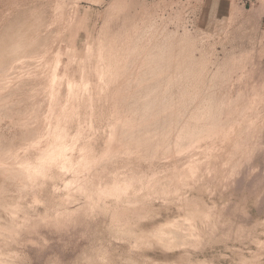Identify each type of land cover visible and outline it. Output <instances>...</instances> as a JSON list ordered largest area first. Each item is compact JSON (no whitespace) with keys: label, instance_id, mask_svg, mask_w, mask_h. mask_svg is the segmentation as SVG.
Returning <instances> with one entry per match:
<instances>
[{"label":"rangeland","instance_id":"rangeland-1","mask_svg":"<svg viewBox=\"0 0 264 264\" xmlns=\"http://www.w3.org/2000/svg\"><path fill=\"white\" fill-rule=\"evenodd\" d=\"M0 71V264H264V0H0Z\"/></svg>","mask_w":264,"mask_h":264},{"label":"bare ground","instance_id":"bare-ground-1","mask_svg":"<svg viewBox=\"0 0 264 264\" xmlns=\"http://www.w3.org/2000/svg\"><path fill=\"white\" fill-rule=\"evenodd\" d=\"M132 11H133V10H132ZM123 29H124V28H123ZM125 32H126V31H125ZM171 34H172V33H171ZM175 35H176V34H175ZM136 39H137V38H136ZM140 39H141V38H140ZM149 39H150V38H149ZM149 39H148V40H149ZM152 39H155V38H152ZM135 41H137V40H135ZM135 41H134V42H135ZM158 41H159V40H158ZM167 41H168V40H167ZM167 41L165 42V40H164V41H162V43H163V42L167 43ZM26 42H27V41H26ZM145 42H146V41H145ZM156 42H157V39H156ZM159 42H161V41H159ZM136 43H137V42H136ZM147 43H148V42H147ZM147 43H146V44H147ZM149 43H150V41H149ZM162 43H161V44H162ZM131 44H132V43H131ZM141 44H142V43H141ZM151 44H152V42H151L149 45H151ZM17 45H18V44H17ZM132 45H133V44H132ZM132 45H130V46H132ZM134 45H135V43H134ZM134 45H133V46H134ZM139 45H140V44H139ZM153 45L155 46L156 43H153ZM153 45H151V46H153ZM162 45H163V44H162ZM167 45H168V44H167ZM154 46H153V47H154ZM157 46H159V44H158ZM138 47H139V46H138ZM146 47H147V46H146ZM164 47H166V46H164ZM169 47H170V46H169ZM11 48H13V47H11ZM128 48H129V47H128ZM132 48H134V47H132ZM139 48H141V46H140ZM142 48H143V45H142ZM147 48H148V47H147ZM147 48H146V49H147ZM157 48H158V47H157ZM157 48H156V49H153V51H154L155 53H156L155 50H157ZM136 49H138V48H136ZM144 49H145V46H144ZM20 50H21V49H20ZM129 50H130V49H129ZM141 50H142V49H141ZM147 50H148V49H147ZM149 50H150V48H149ZM160 50H162V49H160ZM164 50H165V49H164ZM131 51H132V50H131ZM134 51H135V49H134ZM138 51H139V50H138ZM30 52H31V51H30ZM149 52H151V51H148L147 53H149ZM154 52H153V53H154ZM160 52H161V51H160ZM129 53H130V52H129ZM157 53H158V52H157ZM125 56H126V55H125ZM140 56H141V55H140ZM146 56H147V55H146ZM151 56H153L152 53H151L150 57H151ZM155 56H156V55H155ZM158 56H159V54H158ZM153 57H154V56H153ZM146 58H147V57H146ZM148 58H149V56H148ZM140 59H141V58H140ZM151 59H152V58H151ZM147 60H148V59H147ZM153 61H154V60H153ZM246 62H247V61H245V63H246ZM150 63H151V62H150ZM150 63H149V64H150ZM242 63H243V62H242ZM165 64H166V63H165ZM7 65H8V64H5L4 67L6 66L5 68H7V67H8ZM9 65H10V64H9ZM154 65H155V63H154ZM158 65H159V64H158ZM249 65H250V64H249ZM238 66H239V65H238ZM238 66H237V67H238ZM244 67H245V66H244ZM8 68H9V67H8ZM8 68H7V70H8ZM246 68H247V67H246ZM1 69H3L4 74H5L7 70L5 71V69H4L3 67H2ZM9 69H10V68H9ZM159 70H160V69H159ZM241 70H242V69H241ZM244 70H245V68H244ZM3 71H2V74H3ZM147 71H148V70H147ZM152 71H153V70H152ZM242 71H243V70H242ZM0 72H1V71H0ZM145 72H146V70H145ZM247 72H248V71H247ZM146 73H147V72H146ZM150 73H151V72H150ZM157 73H158V72H157ZM167 74H168V73H167ZM179 74H180V73H179ZM179 74H178V75H179ZM230 74H231V72H230ZM237 74H238V73H237ZM5 75H6V74H5ZM228 75H229V74H228ZM242 75H243V74H242ZM145 76H146V75H145ZM160 76H161V75H160ZM231 76H232V74H231ZM0 77H1V76H0ZM147 77H148V76H147ZM164 77H165V76H164ZM145 78H146V77H145ZM145 78H144V79H145ZM149 78H151V77L149 76ZM161 78H162V77H161ZM144 79H143V80H144ZM228 79H229V78H228ZM241 79H242V78H241ZM149 80H150V79H149ZM153 80H155V79H153ZM167 80H168V79H167ZM157 81H158V79H157ZM227 81H228V80H227ZM166 83H167V82H166ZM171 83H172V81H171ZM235 84H236V83H235ZM130 85H131V84H130ZM133 85H134V84H133ZM151 85H152V83H151ZM153 85H154V88H152V86H151V87L149 86V87L152 89V91H153V89H156V87H155L156 84H153ZM159 85H160V84H159ZM159 85H158V86H159ZM239 85H240V84H239ZM126 86H127V85H126ZM126 86L124 85V87L122 86V88H124V90H125V89H127V87H129V85H128L127 87H126ZM144 86H145V85H144ZM144 86H143V87H144ZM147 86H148V85H147ZM244 86H245V85H244ZM228 87H229V86H228ZM236 87H237V86H236ZM238 87H239V86H238ZM262 87H263V86H262ZM65 88H66V86H65ZM129 88H131V86H130ZM144 88H145V87H144ZM144 88H143V90H144ZM157 88H158V87H157ZM159 88H160V87H159ZM164 88H165V87H164ZM167 88H168V87H167ZM169 88H170V87H169ZM206 88H207V87H206ZM232 88H233V87H232ZM140 89H142V86H141ZM140 89H138V90H140ZM151 89H150V90H151ZM182 89H183V88H182ZM210 89H211V88H210ZM230 89H231V88H230ZM233 89H234V88H233ZM238 89H240V88H238ZM19 90H20V89H19ZM138 90H137V91H138ZM145 90H146V88H145ZM245 90H247V88H246ZM257 90H258V89H257ZM134 91L136 92V90H134ZM140 91H142V90H140ZM148 91H149V89H148ZM160 91H161V90H160ZM163 91H164V90H163ZM180 91H181V90H180ZM239 91H240V90H239ZM143 92H144V91H143ZM143 92H141L140 94H142ZM145 92H147V91H145ZM223 92H224V91H223ZM240 92H241V91H240ZM240 92H238V94H239ZM254 92H255V91H254ZM116 93H117V92H116ZM116 93H115V94H116ZM147 93H148V92H147ZM154 93H155V92H154ZM227 93H228V92H227ZM231 93H232V91H231ZM231 93H230V94H231ZM242 93H243V92H242ZM117 94H118V93H117ZM130 94L132 95V92L129 93L128 95H130ZM143 94H144V93H143ZM145 94H146V93H145ZM235 94H236V93H235ZM245 94H246V93H243V96H244ZM65 95H66V94H64V96H65ZM128 95H127V96H128ZM133 95H134V94H133ZM152 95H154V94L152 93ZM219 95H220V94H219ZM226 95H227V94H226ZM231 95H233V94H231ZM239 95L241 96V93H240ZM249 95H250V94H248V97L250 98ZM115 96H116V95H115ZM118 96L121 97L120 93H119V95H117V97H118ZM127 96H126V99H127ZM134 96H135V95H134ZM134 96H133V97H134ZM136 96H137V95H136ZM136 96H135V97H136ZM186 96H187V95H186ZM229 96H230V95H229ZM122 97L124 98V96H122ZM236 97H237V96H236ZM241 97H242V96H241ZM128 98H129V97H128ZM131 98H132V97H130L129 100H130ZM137 98H138V97H137ZM137 98H136V99H137ZM150 98H151V97H150ZM232 98L234 99V97H232ZM232 98H231V99H232ZM238 98H239V97H238ZM245 98L247 99V96H246ZM120 99H121V98H120ZM144 99H145V97H144ZM233 99H232V100H233ZM239 99H240V98H239ZM127 100H128V99H127ZM133 100H134V99L132 98V101H133ZM234 100H235V99H234ZM116 101H118V99H116ZM119 101H120V100H119ZM121 101H122V99H121ZM132 101H131V102H132ZM145 101H146V100H145ZM151 101H152V100H151ZM179 101H180V100H179ZM223 101H224V100H223ZM228 101H229V100H228ZM257 101H258V100H257ZM122 102H123V101H122ZM125 102H126V100H125ZM134 102H135V101H134ZM236 102H237V101H236ZM243 102H246V101H243ZM247 102H248V101H247ZM249 102H250V101H249ZM120 103H121V102H120ZM120 103H118V104H120ZM126 103H127V102H126ZM148 103H149V101H148ZM151 103H152V102H151ZM251 103H252V102H251ZM262 103H263V101H262ZM115 104H116V103H115ZM143 104H144V103H143ZM209 104H210V103H209ZM227 104H229V103H227ZM256 104H257V103H256ZM256 104H255V105H256ZM116 105H117V104H116ZM120 105H122V104H120ZM123 105H124V104H123ZM125 105H126V104H125ZM140 105H141V104H140ZM144 105H145V104H144ZM242 105H243V104H242ZM247 105H249V104L247 103ZM247 105H246V106H247ZM250 105H251V104H250ZM117 106H118V105H117ZM117 106L115 107L116 110H117ZM151 106H152V105H151ZM226 106H227V105H226ZM226 106H225V107H226ZM237 106H238V105H237ZM253 106H254V104H253ZM125 107H126V106H125ZM174 107H175V106H174ZM209 107H210V106H209ZM221 107H222V106H221ZM221 107H220V108H221ZM244 107H245V106H244ZM249 107H250V106H249ZM257 107H258V106H257ZM220 108H219V109H220ZM228 108H229V106H228ZM239 108H240V107H239ZM246 108H247V107H246ZM246 108H245V109H246ZM176 109H177V108H176ZM204 109H205V108H204ZM240 109H242V108H240ZM143 110H144V109H143ZM194 110H195V109H194ZM242 110L244 111V109H242ZM242 110H241V112H242ZM11 111H12V110H11ZM121 111L124 112V111H127V110L122 109ZM172 111H173V110H172ZM210 111H211V110H210ZM216 111H217V110H216ZM246 111H247V110H246ZM252 111H253V110H252ZM16 112H17V111H16ZM57 112H58V111H57ZM127 112H128V111H127ZM203 112H204V111H203ZM223 112H224V111H223ZM238 112H239V111H238ZM130 113H131V112H130ZM177 113H178V112H177ZM183 113H184V112H183ZM210 113H211V112H210ZM131 114H133V113H131ZM194 114H195V113H194ZM231 114H232V113H231ZM233 114H234V113H233ZM209 115H210V114H209ZM214 115H215V114H214ZM221 115H222V113H221ZM243 115H244V113H243ZM211 116H212V114H211ZM231 116H232V115H231ZM203 117H205V116L203 115ZM203 117H202V118H203ZM145 118H146V117H145ZM194 118H195V117H194ZM200 118H201V117H200ZM206 118H207V117H206ZM211 118H212V117H211ZM239 118H240V117H239ZM245 118H246V117H245ZM126 119H127V118H126ZM171 119H172V118H171ZM191 119H192V118H191ZM203 119H204V118H203ZM234 119H235V118H234ZM120 120H121V119L119 118V121H118V122H120ZM128 120H131V118H129ZM151 120H152V119H151ZM174 120H176V119H174ZM195 120H196V119H195ZM195 120H194V121H195ZM199 120H200V119H199ZM116 121H117V120H116ZM135 121H136V120H135ZM137 121H138V120H137ZM196 121H197V120H196ZM254 121H255V120H254ZM124 122H125V121L120 122V123H124ZM128 122H129V121H128ZM132 122H133V121L131 120V122H129V124L132 123ZM174 122H175V121H174ZM183 122H184V121H183ZM201 122H202V121H201ZM221 122H222V121H221ZM237 122H238V121H237ZM140 123H141V122H139L138 125H140ZM171 123H172V121H171ZM187 123H188V122H187ZM191 123H192V124H183L182 127H181V131H180V132L178 131L179 133L176 131L178 134L175 133L174 135H176V136H175L174 138L172 137L174 140H172L171 137H169V138H170L169 141H171L172 144H174V146L176 147L175 149H177V152H178V155H177V156H182V157H183V155L189 154V153H190V152H191V151H192V150L198 145V142H200V140H203V139H202V137H203L202 134H203V133H202L201 135H199V131L204 130L205 126L202 127L201 129H199V127H201L200 124L197 125V124H193V122H191ZM203 123H204V122H203ZM228 123H230V122H228ZM129 124H127V126H128ZM133 124L136 125V123H133ZM133 124H132V125H133ZM145 124H146V123H145ZM91 125H92V124H91ZM120 125H123V124H120ZM130 125H131V124H130ZM138 125H137V126H138ZM143 125H144V124H143ZM143 125H142V127H143ZM147 125H148V124H147ZM219 125H220V124H219ZM124 126H125V123H124ZM179 126H180V125H179ZM225 126H226V123H225ZM225 126H224V128H226ZM229 126H230V125H229ZM91 127H92V126H91ZM119 127H120V126H119ZM121 127H123V126H121ZM121 127H120V128H121ZM140 127H141V125H140ZM147 127H148V126H147ZM160 127H161V126H160ZM210 127H212V126H210ZM221 127H222V126H221ZM254 127H255V126H254ZM116 128H118V127H116V126L114 127L115 130L111 133V135H112V134H115V132H116V130H117ZM133 128H134V127H133ZM135 128H136V127H135ZM135 128H134V129H135ZM151 128H152V127H151ZM167 128H168V127H167ZM217 128H218V126H217ZM217 128H216V129H217ZM222 128H223V127H222ZM229 128H230V127H229ZM229 128H228V131H229ZM244 128H245V127H244ZM246 128H247V127H246ZM118 129H119V128H118ZM121 129H122V128H121ZM124 129H125V128H124ZM126 129H127V127H126ZM126 129H125V130H126ZM136 129H137V128H136ZM141 129H142V128H141ZM144 129H145V127H144ZM177 129H178V128H177ZM211 129H212V128H211ZM232 129H233V127H232ZM125 130H123V132H124ZM129 130H130V129H129ZM164 130H165V129H163V131H164ZM209 130H210V128H209ZM117 131H119V130H117ZM126 131H127V130H126ZM141 131H143V129H142ZM144 131H145V130H144ZM146 131H147V130H146ZM166 131H167V129H166ZM216 131H218V130H216ZM222 131H223V130H222ZM228 131L226 130V134H227ZM231 131H232V130H230V132H231ZM139 132H140V131H139ZM154 132H155V131H154ZM205 132H206V131H205ZM209 132H210V131H209ZM209 132H206V133H209ZM214 132H215V131H214ZM220 132H221V131H220ZM233 132H234V131H233ZM117 133H118V132H117ZM117 133H116V136L118 135ZM121 133H122V132H121ZM141 133H142V132H141ZM141 133H140V134H141ZM148 133H149V132H148ZM150 133H151V132H150ZM163 133H164V132H163ZM165 133H166V132H165ZM211 133H212V132H211ZM217 133H218V132H217ZM223 133H224V132H223ZM38 134H39V133H38ZM119 134H120V133H119ZM134 134L137 135L135 130H134V131H133V130H132V131H128V132L124 135V138H125V139H124L123 141H127V140H131V139H135L136 136H135ZM140 134H138V137L136 138V139L138 140V142H137L138 144H141V141H142V142H143V141L145 142V143L143 142L144 145L146 144L147 141H149V142L151 143V140H149V138H148V140H146L147 138H144V139H145V140H144V139H142V138H143V135L140 137V136H139ZM169 134H170V133H169ZM213 134H214V133H213ZM219 134H220V133H219ZM219 134H218V135H219ZM228 134H229V133H228ZM245 134H246V133H245ZM133 135H134V136H133ZM208 135H209V134H208ZM208 135H207V136H208ZM231 135H232V134H231ZM109 136H110V134H109ZM118 136H119V135H118ZM122 136H123V135H122ZM171 136H172V135H171ZM205 136H206V135H205ZM209 136H210V138H212L211 135H209ZM214 136H215V135H214ZM214 136H213V138H214ZM224 136H225V135H224ZM146 137H148V136L146 135ZM149 137H150V136H149ZM160 137H161V136H160ZM162 137H163V136H162ZM112 138H113V137H112ZM165 138H166V137H165ZM165 138H164L163 141H164V142H167V139H165ZM169 138H168V139H169ZM220 138H221V136H220L219 138H218V136H216V139L219 140ZM232 138H233V136H232ZM0 139H1V138H0ZM113 139H114V138H113ZM120 139H121V138H120ZM122 139H123V138H122ZM152 139H153V140H154V139H158V137H157V138H156V137H155V138L152 137ZM222 139H223V138L220 139V142H221ZM226 139H227V138H226ZM235 139H236V138H235ZM239 139H240V138H238V140H239ZM110 140H111V139H110ZM117 140H118V139H117ZM153 140H152V141H153ZM159 140H160V139H158V141H159ZM208 140H209V139H208ZM230 140H231V139H230ZM118 141H119V140H118ZM131 141H132V140H131ZM135 141H136V140H135ZM155 141H156V140H154V142H155ZM158 141H157V145H160L161 143L159 142L160 144H158ZM203 141H204V140H203ZM210 141H211V139H210ZM224 141H225V137H224ZM241 141H242V140H241ZM109 142H112V143H113V146H114V145L116 146V143H117L116 140H115V141H112V140H111V141H109ZM115 142H116V143H115ZM149 142L146 144V145H147V149H148L146 152L149 151V148H148V147L151 146L152 143H154V142H152V143L148 146ZM204 142H205V141H204ZM207 142H208V141H207ZM211 142H213V141H211ZM227 142H228V141H227ZM233 142H235L234 139H233ZM236 142H237V141H236ZM236 142H235V144H236ZM112 143H109V144L112 145ZM119 143H121V142H118L117 145H118ZM126 143H128V141H127ZM129 143L131 144L132 142L129 141ZM155 143H156V142H155ZM229 143H230V142H229ZM229 143H224V144H227V145H228ZM240 143H241V142H240ZM246 143H247V142H246ZM109 144H108V146H109ZM124 144H125V143H124ZM135 144H136V143H135ZM143 144H142V146H141L142 148H143V146H144ZM207 144H208V143H207ZM210 144H211V143H210ZM215 144H216V143H215ZM224 144H223V145H224ZM127 145H128V144H127ZM127 145H124V146H127ZM136 145H137V144H136ZM136 145H135V146H136ZM202 145H203V144H202ZM213 145H214V144H212V146H213ZM227 145H226V146H227ZM229 145H230V144H229ZM232 145H233V144H232ZM232 145H231V146H232ZM105 146H107V145H105ZM135 146H134V148H135L134 153L136 152V149H137V147H135ZM220 146H221V145H220ZM224 146H225V145H224ZM231 146H230V147H231ZM241 146H242V145H241ZM117 147H118V146H117ZM117 147H116V148H117ZM128 147H129V146H128ZM130 147H133V146L130 145ZM138 147H139V146H138ZM145 147H146V146H145ZM153 147H154V146H153ZM155 147H156V146H155ZM157 147H158V146H157ZM157 147H156V148H157ZM172 147H173V146H172ZM172 147H170V148H172ZM230 147L228 146V148H230ZM233 147H234V146H233ZM233 147H232V148H233ZM105 148H106V147H105ZM109 148L112 149V146H111V147L109 146ZM109 148H108V149H109ZM116 148H115V149H116ZM122 148H124V147H122ZM125 148H126V147H125ZM125 148H124V149H125ZM160 148H161V147H160ZM209 148H210V147H209ZM209 148H207V149H209ZM245 148H246V147L244 146V148L241 149L239 145H236L234 149H232V150H231V149H228L227 152L224 153V154H223L221 151H220L221 153H220V152H219V153H215V152H214V153H211V154L205 155V156H207V157L203 156V158H202V157H198V156L201 155V154L193 153V155H192V157H193V161L190 162V163H189L190 165L188 166V168H187L185 171H182L178 176L181 177V178H185V179H187V178L197 179V178H198V175H199V173H200V171L202 172L201 169H202L203 165H205L206 168L211 172L212 169H211L210 167H212L211 165H212L213 161H216V162L218 163L217 165L214 166V168H213V169H215L214 171L218 170L219 168H221V169H225V168H226V169H225V172H226V171H227V167H228L229 169L231 168V166H232L231 163H232L233 161H235V162L238 161V158H237V157L239 156V158H240V156H241V154H242V151H244L243 149H245ZM110 149H109V150H110ZM115 149H114V150H115ZM117 149H118V148H117ZM117 149H116L115 151H117ZM127 149H128V148H127ZM130 149H131V148L128 149V152H129ZM132 149H133V148H132ZM132 149H131V150H132ZM139 149H140V148H139ZM152 149H153V148H152ZM222 149H224V147H223ZM105 150H106V149H105ZM144 150H146V149H144ZM153 150H155V149H153ZM220 150H221V149H220ZM225 150H226V149H225ZM229 150H230V151H229ZM245 150H246V149H245ZM107 151H108V150H107ZM107 151H105V152H107ZM111 151H113V150H111ZM111 151H110V152H111ZM118 151H119V150H118ZM123 151H124V150H123ZM132 151H133V150H132ZM158 151H159V147H158ZM162 151H163V150L161 149V150H160V153H161V154H162V153L164 154V151H163V152H162ZM170 151H171V150H170ZM172 151H173V150H172ZM174 151H175V150H174ZM215 151H216V150H215ZM101 152H102V151H101ZM119 152H120V151H119ZM119 152H118V153H119ZM126 152H127V151H126ZM138 152L141 153L142 150H141V151H138ZM177 152H175V153H177ZM132 153H133V152H132ZM132 153H131V151L129 152L130 156H131V155H133V156L135 155V156H136V154H137V153H136V154H132ZM154 153H157V152L155 151V152H153V154H154ZM166 153H168V152H166ZM245 153H246V151L244 152V154H245ZM100 154H101V153H100ZM100 154H99V155H100ZM103 154H104V153H103ZM138 154H139V153H138ZM148 154H149V153H148ZM150 154H151V152H150ZM153 154H152V155H153ZM157 154H158V153H157ZM173 154H174V153H173ZM191 154H192V153H191ZM107 155H108V152H107ZM146 155H147V154H146ZM152 155H151V156L149 155V156L152 157ZM154 155H155V154H154ZM158 155H160V154H158ZM167 155H168V154H167ZM167 155H166V156H167ZM169 155H171V153H170ZM224 155L226 156V158H225V159H221V156H224ZM246 155H247V153H246ZM248 155H249V154H248ZM116 156H118V155H116ZM139 156H140V155H139ZM98 157H100V156H98ZM101 157H103V155H102ZM157 157H158V156H157ZM160 157H162V156H160ZM170 157H171V156H170ZM172 157H174V156H172ZM172 157H171V158H172ZM243 157L245 158V157H247V156H243ZM248 157H249V156H248ZM177 158H178V157H177ZM180 158H181V157H180ZM240 159H241V158H240ZM246 159H247V158H246ZM248 159H249V158H248ZM239 161H240V160H239ZM249 161H250V160H249ZM235 162H234V163H235ZM241 162H242V161H241ZM245 162H246V161H245ZM187 163H188V162H187ZM238 163H239V162H238ZM172 164H173V163H172ZM241 164H242V163H241ZM241 164H240V165H241ZM230 165H231V166H230ZM236 165H237V164H236ZM238 165H239V164H238ZM173 166H174V165H173ZM184 166H186V164H185ZM229 166H230V167H229ZM162 167H163V166H162ZM234 167H235V165H234ZM234 167H233V170H234ZM241 167H242V166H241ZM182 169H184V168H182ZM203 169H204V168H203ZM101 170H102V169H101ZM205 170H206V169H205ZM176 171H177V170H176ZM179 171H180V170H179ZM228 171H229V170H228ZM228 171H227V172H228ZM230 171H231V170H230ZM235 171L237 172V169H236ZM235 171H234V172H235ZM210 172H209V173H210ZM217 172H218V171H217ZM231 172H232V171H231ZM231 172H230V173H231ZM234 172H233V173H234ZM10 173H11V172H10ZM178 173H179V172H178ZM215 173H216V172H215ZM105 174H107V173H105ZM147 174H148V173H147ZM171 174H172V173H171ZM225 174H226V173H225ZM228 174H229V172H228ZM235 174H236V173H235ZM238 174H239V172L237 173V175H238ZM150 175H151V174H150ZM169 175H170V174H169ZM215 175H216V174H215ZM217 175H218V173H217ZM226 175H227V174H226ZM232 175H233V174H232ZM232 175H231V177H232ZM135 176H136V175H135ZM227 176H228V175H227ZM116 177H117V176H116ZM119 177H120V175H119ZM176 177H177V176H176ZM176 177H174V179H176ZM205 177H206V176H205ZM214 177H216V176H214ZM233 177H235V176L233 175ZM112 178H113V177H112ZM114 178H115V177H114ZM162 178H163V177H162ZM203 178H204V177H203ZM212 178H213V177H212ZM228 178H229V176H228ZM74 179H75V178H74ZM185 179H184V180H185ZM232 179H233V178H232ZM232 179H231V181H232ZM76 180H77V179H76ZM102 180H103V179H102ZM110 180H111V179H110ZM112 180H113V179H112ZM178 180H179V179H178ZM178 180H177V182H178ZM208 180H209V179H208ZM212 180H214V178H213ZM222 180H223V179H222ZM226 180H228L227 177H226ZM234 180H235V179H234ZM80 181H81V180H80ZM160 181H161V180H160ZM173 181H174V180H173ZM175 181H176V180H175ZM179 181H180V180H179ZM186 181H187V180H186ZM229 181H230V179L228 180V182H229ZM112 182H113V181H112ZM124 182H125V181H124ZM142 182H144V181H142ZM151 182H152V181H151ZM157 182H158V181H157ZM165 182H166V181H165ZM171 182H172V181H171ZM177 182H176V184H177ZM180 182H181V181H180ZM189 182H190V181H189ZM193 182H194V180H193ZM221 182H222V181H221ZM233 182H234V181H233ZM80 183H81V182H80ZM101 183H102V182H101ZM125 183H126V182H125ZM169 183H170V182H169ZM169 183L167 182V184H169ZM172 183H173V182H172ZM190 183H192V182H190ZM202 183H203V182H202ZM231 183H232V182H231ZM128 184H129V183H128ZM162 184H163V183H161V185H162ZM170 184H171V183H170ZM184 184H187V183H184ZM212 184H213V183H212ZM226 184H227V183H226ZM76 185H78V184L76 183ZM141 185H142V184H141ZM144 185H145V184H144ZM178 185H179V182H178ZM191 185H192V184H191ZM193 185H194V184H193ZM78 186H79V185H78ZM152 186H153V185H152ZM162 186H163V185H162ZM167 186H168V185H167ZM186 186H187V185H186ZM188 186H190V185L188 184ZM68 187H69V186H68ZM80 187H81V186H80ZM82 187H83V186H82ZM175 187H176V185H175ZM178 187H179V186H178ZM66 188H67V187H66ZM116 188H117V187H116ZM118 188H119V187H118ZM132 188H133V187H132ZM143 188H144V187H143ZM172 188H173V187H172ZM172 188H171V189H172ZM189 188H190V187H189ZM210 188H212V187H210ZM73 189H74V187H73ZM123 189H124V188H123ZM149 189H150V188H149ZM176 189H177V187H176ZM176 189H175V190H176ZM196 189H197V188H196ZM214 189H215V188H214ZM136 190H137V189H136ZM153 190H154V188H153ZM161 190H163V189H161ZM164 190H165V189H164ZM167 190H170V187H169ZM167 190H166V191H167ZM122 191H123V190H122ZM137 191H138V190H137ZM177 191H178V190H177ZM177 191H175V192H177ZM189 191H190V190H189ZM85 192H86V191H85ZM129 192H130V191H129ZM135 192H136V191H135ZM150 192H151V191H150ZM154 192H155V191H154ZM180 192H181V191H180ZM208 193H209V192H208ZM84 194H85V193H84ZM161 194H162V193H161ZM175 194H177V193H175ZM169 195H170V194H169ZM177 195H178V194H177ZM179 195H180V194H179ZM181 195H183V194H181ZM187 195H188V194H187ZM184 196H185V195H184ZM85 197H86V196H85ZM169 197H170V196H169ZM177 197H178V196H177ZM165 198H166V196H165ZM179 199H180V197H179ZM181 199H182V198H181ZM186 199H187V198H186ZM186 199H185V200H186ZM188 199H189V198H188ZM88 202H89V201H88ZM183 202H184V201H183ZM198 204H199V203H198ZM83 205H84V204H83ZM140 207H141V206H140ZM185 207H186V206H185ZM209 207H210V206H209ZM188 208H189V207H188ZM68 209H69V208H68ZM190 209H191V208H190ZM64 211H65V210H64ZM184 211H185V210H184ZM70 212H71V211H70ZM192 212H193V211H192ZM199 213H200V212H199ZM213 213L215 214L214 211H213ZM68 214H69V213H68ZM72 214H73V213H72ZM59 215H60V214H59ZM61 216H62V215H61ZM68 216H69V215H68ZM203 216H204V215H203ZM57 217H58V216H57ZM65 217H66V216H65ZM204 217H205V216H204ZM67 218H68V217H67ZM58 219H60V218H58ZM61 219H62V218H61ZM61 219H60V220H61ZM65 219H66V218H65ZM204 219H205V218H204ZM54 220H55V219H54ZM60 220H59V221H60ZM186 221H188V220H186ZM182 224H183V223H182ZM184 224L186 225V223H184ZM179 225H180V224H179ZM187 225H188V224H187ZM189 225H190V224H189ZM190 226H191V225H190ZM193 227H194V226H193ZM186 228H187V227H186ZM193 229H194V228H193ZM189 230H190V229H189ZM209 231H210V230H209ZM214 231H215V230H214ZM210 232H211V231H210ZM186 235H187V234H186ZM190 237H191V236H190ZM194 237H195V236H194ZM185 240H186V239H185ZM190 240H191V238H190ZM198 240H201V239H198ZM191 241L194 242L193 240H191ZM186 242H187V241H186ZM198 242H199V241H198ZM198 242H197V243H198Z\"/></svg>","mask_w":264,"mask_h":264},{"label":"built area","instance_id":"built-area-1","mask_svg":"<svg viewBox=\"0 0 264 264\" xmlns=\"http://www.w3.org/2000/svg\"><path fill=\"white\" fill-rule=\"evenodd\" d=\"M243 2V4H250V3H253V2H256L257 0H241Z\"/></svg>","mask_w":264,"mask_h":264}]
</instances>
